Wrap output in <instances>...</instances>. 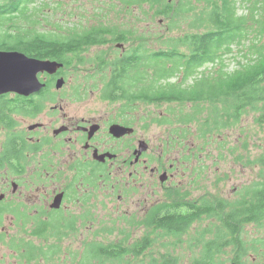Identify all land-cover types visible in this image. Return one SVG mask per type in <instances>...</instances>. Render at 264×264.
<instances>
[{
	"label": "trees",
	"instance_id": "obj_1",
	"mask_svg": "<svg viewBox=\"0 0 264 264\" xmlns=\"http://www.w3.org/2000/svg\"><path fill=\"white\" fill-rule=\"evenodd\" d=\"M184 10L181 8L176 14ZM38 11L34 0H0V49H15L29 56L62 61L63 66L57 71L60 76L62 68L71 64V57L81 60L82 52L89 46L105 44L108 36L115 41L126 38L123 33L115 36L102 26L72 35L43 32L39 28ZM143 12L149 14L147 10ZM159 13L161 10H156V15ZM168 14L161 13L166 17ZM183 18L180 15L170 24L178 26ZM188 25L194 30L178 37H167L162 42L163 47L156 51L144 48L141 43L127 49L111 65L102 95L132 97L146 102L151 99L154 102L209 103L210 113L201 119L197 116L199 112L193 118L188 115L189 120L199 122L201 134L198 137H207V133L211 136L239 122L248 107L258 112L255 120L263 124L264 41H253L251 47L250 38L248 47L252 56L232 71L223 69L222 60L219 70L200 72L198 69L204 64L216 63L223 54L231 52L233 46H241L251 35L241 37L247 27L255 26L254 38H264V0H211ZM54 79L46 80L41 95H55L51 89ZM78 92L75 90L74 94L80 95ZM12 103V100L0 99L2 112L7 114ZM18 109L25 112L22 115L30 114L23 103L16 107ZM252 163L259 167L260 178L243 185L235 198L212 195L190 200L184 193L157 204L151 214L139 221L147 228L141 238L129 242L130 232L127 231L118 240L88 242L81 250L80 263L87 264V260L88 264H178L179 256L170 246L179 245L194 223H198L188 236L189 246L198 248V254H193L188 264H264V236L251 240L242 237L243 227L249 223L264 227V150ZM2 218L0 212V222ZM201 222L203 224H199ZM73 229V222L57 226L51 220H44L31 235H65ZM155 243L163 250L154 248ZM10 245L16 253L14 264H40V259L55 264L62 250L59 242L36 245L30 238L11 239ZM249 253L261 258L257 262L244 260Z\"/></svg>",
	"mask_w": 264,
	"mask_h": 264
},
{
	"label": "rangeland",
	"instance_id": "obj_2",
	"mask_svg": "<svg viewBox=\"0 0 264 264\" xmlns=\"http://www.w3.org/2000/svg\"><path fill=\"white\" fill-rule=\"evenodd\" d=\"M209 1L211 0H183L189 6L169 8L171 13L164 19L153 12L163 6L166 7L168 0H157L156 4L144 3L142 0H34L39 8L37 14L39 28L43 32L52 31L62 35H72L93 26L103 28L108 26L113 35L120 36L123 33L126 36L125 39L117 41L108 36L105 44L89 46L83 51L81 60L71 57V64L62 68L64 86L59 90L53 87L52 90L55 91L56 96H76L74 91L79 90L80 96L92 97L93 102L99 107L104 102L103 83L109 76L113 61L122 53L121 49L126 51L139 43L149 50L163 47L162 42L167 37H178L186 31L194 30L189 27V22L207 8ZM181 8L185 10L176 14ZM143 10H150L153 14L145 15ZM247 11V9L244 10L245 13ZM180 15L184 18L179 25L172 26L170 22ZM254 30L255 26L247 27L246 33L241 37L246 38L247 35H251L243 41L241 46H233L232 51L223 54L216 63L204 64L198 71L219 70L222 68L221 60L225 64L223 69L227 71L245 64L252 56L248 47L250 38L251 47L253 41H264V38L253 37ZM119 42L123 43V48L117 45ZM79 61L84 62L79 64ZM103 74L107 76L103 78ZM40 77L46 79L48 76L42 74ZM125 102V106L122 107L124 117L131 122L135 120L134 126L137 125L139 130L137 134L145 137L150 142V146L153 143L165 144L170 140V134L174 128L187 133L185 137L180 138L186 146L183 151L186 154V150L192 146L193 151L189 150L193 156L188 158L187 162L180 166V171L172 177L169 192L164 191L162 194L160 190H155L154 194L146 195L145 202L142 194L131 195L123 190H112L115 180L111 179L98 195L92 192L90 208L85 210L88 211L87 214H82L83 210L80 213L76 204L75 208H70L73 205L66 201L68 208L46 215L44 220H51L57 226L74 223L73 231L65 235L56 233L47 237L33 236L29 232L31 218L19 215L20 220L6 213L0 222V233L3 234V239L0 240V264L16 262L13 256L16 253L10 248V240L20 238H30L36 245L59 242L62 250L59 253L60 260L55 264H83L80 263L81 250L88 242L106 243L109 240H118L125 236L127 231L130 232L129 242L141 238L147 231V228L139 223L144 217L145 210L142 209L164 199V196L171 200L186 193V197L190 200L212 195L233 199L243 185L260 178L259 167L252 163V160L264 150V123L259 125L256 122L255 117L258 112L250 107L242 113L239 122L211 136L207 133V137L202 135L198 137V134H201L198 130L199 122L196 119L189 120L188 115L193 118L195 113L199 112L197 116L201 119L210 113L209 103L191 104L173 101L161 104H125ZM54 104V101L47 102L46 111L51 112L49 107ZM119 104L121 103H109V110L118 111L121 108H117ZM75 105L72 104L67 110L72 112L79 107L77 104L74 108ZM164 116L166 122L162 120ZM118 195H121V198H118ZM45 200L48 201L47 204L51 202V199L45 198ZM82 204H84L83 201ZM197 225L198 223H194L179 245L174 247L168 244L175 248L173 253L179 256L178 264H188L190 257L198 254V248L189 246L188 242V236ZM257 236H264V227L254 223L243 227L244 240H251ZM153 247L159 251L163 250L158 243H155ZM224 257H227V254ZM142 258L146 259L144 256ZM260 258L249 253L244 260L257 262ZM86 263L88 264L87 260ZM40 264H52V261L42 262L40 259Z\"/></svg>",
	"mask_w": 264,
	"mask_h": 264
},
{
	"label": "flooded vegetation",
	"instance_id": "obj_3",
	"mask_svg": "<svg viewBox=\"0 0 264 264\" xmlns=\"http://www.w3.org/2000/svg\"><path fill=\"white\" fill-rule=\"evenodd\" d=\"M142 1L157 3V0ZM182 5L189 6L183 0H168V5L159 10L171 13L169 8ZM147 11L149 16L156 15V10L153 13ZM161 13L156 16L166 19ZM104 28L111 30L108 26ZM117 45L123 48L122 42ZM123 51L121 49V56ZM53 77L51 89H61L55 87L56 79L61 77L57 73L42 79L46 82ZM41 91L29 96L7 93V96L0 97L15 103L7 109V114L0 106V212L3 217L7 213L20 220L19 215L31 218L29 232L38 229L46 215L65 209L66 201L73 205L70 208H75L76 204L79 212L83 210L82 214H87L85 210L90 208L92 192L98 195L111 179L115 180L112 190L142 194L145 202L146 195L154 194L155 190L168 193L172 177L193 156L192 146L186 148V154L183 151L186 146L180 138L187 133L174 128L169 141L150 146L145 137L137 134L135 120L131 122L125 118L122 110L125 101V104L168 102H154L144 96L150 102L102 95L104 102L98 107L92 97L43 96ZM49 101L55 102L49 107L51 112L46 111ZM114 102L121 103L116 112L109 110V103ZM21 103L30 114L22 115L25 112L16 110ZM72 104H76L74 108L77 104L79 107L71 112L67 108ZM162 120L166 122L165 116ZM114 124L130 131L117 136L113 132L117 130L111 129ZM45 198L51 202L47 204ZM56 199L60 201L58 208L52 207ZM165 201H168L167 196L147 208L145 206L142 209L145 210L144 216Z\"/></svg>",
	"mask_w": 264,
	"mask_h": 264
},
{
	"label": "water",
	"instance_id": "obj_4",
	"mask_svg": "<svg viewBox=\"0 0 264 264\" xmlns=\"http://www.w3.org/2000/svg\"><path fill=\"white\" fill-rule=\"evenodd\" d=\"M62 66L63 62L57 59L37 58L15 49H0V95L7 93L23 96L36 94L46 85L40 76L56 74ZM63 83V77L57 78L55 87L59 89ZM111 129L117 130L113 131L117 136L130 131L129 128L115 124ZM59 205L60 201L56 199L52 207L58 208Z\"/></svg>",
	"mask_w": 264,
	"mask_h": 264
}]
</instances>
